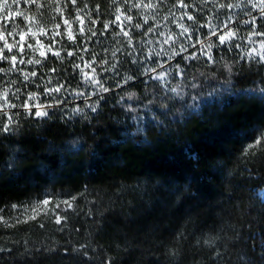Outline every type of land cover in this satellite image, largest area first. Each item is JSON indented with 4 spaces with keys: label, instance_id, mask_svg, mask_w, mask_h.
I'll return each mask as SVG.
<instances>
[{
    "label": "trees",
    "instance_id": "trees-1",
    "mask_svg": "<svg viewBox=\"0 0 264 264\" xmlns=\"http://www.w3.org/2000/svg\"><path fill=\"white\" fill-rule=\"evenodd\" d=\"M200 49L159 69L166 83L138 74L54 101L50 118L13 114L0 133V212L44 192L77 198L57 209L60 224L0 225V264H264V152L244 154L264 130V60ZM60 71L70 83L71 66Z\"/></svg>",
    "mask_w": 264,
    "mask_h": 264
},
{
    "label": "rangeland",
    "instance_id": "rangeland-1",
    "mask_svg": "<svg viewBox=\"0 0 264 264\" xmlns=\"http://www.w3.org/2000/svg\"><path fill=\"white\" fill-rule=\"evenodd\" d=\"M133 3H140V0H128L127 3L123 0H108L107 10L101 13L96 4L95 7H91L89 0H77L75 4L70 3L69 0H35V3L21 0L20 5H13V11L23 12L28 19L13 16L7 22L0 20V31L4 32L8 43L16 45L20 35H24V40L20 42L24 46L23 52H19V45H16L12 52L5 49L4 55L9 59L0 61V68L5 69L0 71V106L9 105L0 107V123L7 125L8 118H13V114L18 110L29 112L21 107L24 103L53 105L57 101H62L59 104H70L81 100L85 95L95 93L100 86L86 81L83 75V73L93 75L92 68H95L94 79H98L102 84L108 81L122 84L133 80L134 75L138 74L143 76L153 74L166 83V73H157V71L175 57L186 54L196 47L201 48L200 52L205 56L211 55L214 48L228 46L242 56L264 60L261 59L264 55V49L261 48L264 35H252L253 27L255 31L262 32L257 20L255 26L244 23L252 17L258 18L261 14L258 0H183L187 7H180V0H143L144 4L155 5L151 9L136 8L133 7ZM117 9L133 17L132 23L125 21L124 24L125 30L129 31L131 41L123 35L119 24H112L107 31L102 27L104 23L115 19L119 14ZM184 13L192 15L194 19L188 20L187 16L181 19ZM2 15L0 13V17ZM77 16L83 18L82 25L77 21ZM64 19L71 23L73 40L68 37V28L63 23ZM121 19L124 20V17L122 16ZM90 20H95L97 23L92 24ZM136 24H140L141 27H135ZM181 24L188 29L184 35H181ZM80 27L84 28V34L79 33ZM149 27L152 31H146ZM89 28L97 35L91 36L88 32ZM213 29L218 35L225 34L231 29L236 36L220 44L217 36H212ZM9 32L11 35L8 34ZM54 33L58 35L53 38ZM168 37L172 39L165 43ZM29 44L37 50L33 51L28 47ZM209 44L213 45L210 50L207 47ZM50 45L51 50H49ZM2 46L3 41H0V47ZM182 46L186 50L182 51ZM84 48H87V51H84ZM253 49L257 50L255 54H252ZM41 51L46 55L40 56ZM68 51H72L74 55L67 56ZM55 52H59L60 55H54ZM12 55H17L15 71L9 70L12 68L10 60ZM21 59L25 63H19ZM33 59H39L41 63L39 65L27 63L28 60ZM85 62L91 63L92 68L85 67ZM96 62L101 66L102 71L97 68ZM68 64L74 76L70 83L64 81L60 71L61 67L69 66ZM75 64L80 65V68H75ZM50 68L56 70L50 71ZM32 71H36L37 76H30L25 81L24 74ZM49 80L51 84H48ZM60 84L64 85L60 93L45 94V86L55 87ZM5 93H7L6 99ZM33 93L36 94L35 100L29 99ZM79 93L82 95H78ZM72 98L74 100L68 103L67 101ZM11 104L17 107L12 108ZM50 108L44 110L48 111ZM257 193L264 200V188L259 189ZM72 197L76 199L77 195ZM72 197L57 192L53 194L44 192L28 200L22 209L12 206L10 216L0 212L2 218L0 225L8 229L9 225H20L39 218L49 220L57 213V209L55 213L52 212L55 204L71 200ZM44 200L52 203L44 206ZM33 215H35L34 219L31 218ZM17 219L20 220L19 223L16 222Z\"/></svg>",
    "mask_w": 264,
    "mask_h": 264
},
{
    "label": "snow or ice",
    "instance_id": "snow-or-ice-1",
    "mask_svg": "<svg viewBox=\"0 0 264 264\" xmlns=\"http://www.w3.org/2000/svg\"><path fill=\"white\" fill-rule=\"evenodd\" d=\"M24 2L35 3V0H24ZM69 2L72 3V4H75L77 2V0H69ZM123 2L127 3L128 0H123ZM258 3L261 6V15L264 16V0H258ZM20 4H21V0H11V3H9V0H2V2H0V13H2L3 15H2V17H0V20H2L3 22H7L13 16H19V17H23L24 19H28V17L25 16V14L23 12H21V11H13L12 10V6L13 5H20ZM179 6L180 7H187V5L183 3V0H180V5ZM133 7H136V8L144 7V8L151 9V8L155 7V5L152 4V3L144 4L143 0H140V3H133ZM117 12L119 14H117L115 16V19L113 21L108 22V23H104L102 25V27H103V29L105 31H107L112 24H119L121 26L120 30H121V32H123V35L125 37H128L129 41H131V37L129 36V31L125 30L124 24H125V21L127 23H132L133 17L130 16V15H127L124 12H120L119 9H117ZM122 16L124 17V20L121 19ZM184 16H187L188 20H193L194 19V17L192 15H189L188 13L182 14L181 19H183ZM76 19L81 25L84 23V20H83L82 17L77 16ZM256 20H257V17H252L251 20L244 21V23H247V24L255 26ZM63 23L68 28V37H69V39L73 40L74 37H73V34H72L70 21L67 20V19H64ZM90 23L96 24L97 21L90 20ZM145 23H147V17H145ZM57 27H59V25H57ZM135 27H141V25L140 24H136ZM180 27L182 29L181 35H184L185 33L188 32V29L186 27H184L183 24H181ZM225 27L227 28L228 25L226 24ZM78 31H79L80 34H84L85 30H84L83 27H80L78 29ZM146 31H152L151 27H149ZM88 32L91 34V36H96L97 35V33L95 31H93L91 28L88 29ZM8 34L11 35L10 32ZM55 35H58V33H54L53 34V38L55 37ZM252 35H264V32H257V31H255V28L253 27ZM212 36H217V38L219 40V43L220 44H224L226 41L234 39L235 36H236V33L233 30L229 29V31L227 33L218 35L215 32V30L213 29ZM170 39H172V37H168V39L165 40V43H167L168 40H170ZM23 40H24V35L21 34L20 35V39L18 41H16V45H19V52H23V50H24L23 44L20 43ZM0 41H3V46L0 47V61L7 60L9 58L4 55V50L7 49L8 52H12L13 48L16 45H14L12 43H8L3 31H0ZM238 46L239 45H237V47ZM28 47L32 48L33 51L37 50L31 44H29ZM193 47H194V45H193ZM207 47L210 50L213 47V45L209 44ZM261 48L264 49V41L261 42ZM49 50H51V45L49 47ZM184 50H186V49H184L183 46H182V51H184ZM84 51H87V48H84ZM256 51H257L256 49H253L252 50V54H255ZM113 54H115V53H113ZM45 55H46L45 52H43V51L40 52V56H45ZM54 55L59 56L60 53L59 52H55ZM73 55H74V53L72 51H68L67 52V56L72 57ZM81 59H83V57H81ZM212 59H213L212 56L209 55L208 56V60L212 61ZM261 59H264V55L261 56ZM10 60H11V63H12V68L9 69V70H11V71L17 70L16 69L17 55H12L10 57ZM94 62L95 61H93V63ZM19 63L23 64V63H25V61L23 59H21L19 61ZM27 63L39 65L41 63V61L39 59H33V60H28ZM104 63H107V61H104ZM74 67L75 68H80V65L75 64ZM85 67L92 68V64L89 63V62H85ZM49 70L50 71H55L56 69L50 68ZM105 70H107V69H105ZM0 71H5V69L0 68ZM92 74L93 75L90 76L88 73H83L85 80L89 81L90 83L99 85L100 86L99 87V91L100 92H108L109 91L108 88L103 87V84L98 79H94L95 68H92ZM30 76L31 77H36L37 76L36 71H32L31 73H25L24 74V80L27 81ZM125 83H127V81H125ZM48 84H51V80L48 81ZM63 87H64V85H62V84H60L58 86H55V87H47V86H45V94L46 95H53L55 93H60L61 89ZM17 91H19V89H17ZM78 95H82V93H79ZM4 98L5 99L7 98V93L4 94ZM100 98L102 99L103 97H100ZM29 99L35 100L36 99V94L33 93L29 97ZM59 103H62V101H57V104H59ZM97 103H98V101H97ZM7 106H9V105L5 104V105L0 106V107H7ZM10 107L16 108L17 106L15 104H11ZM21 107L27 109L29 111L30 115H33V116H35L37 118L43 119V118H50L49 117V113L47 111H45L44 109L48 108V107H52V105H43V104L29 105L27 103H24V104L21 105ZM34 107L37 110L33 112L32 109ZM89 107H90L91 111H93V112L96 111V107H94L92 105H89ZM13 123H14V121L12 120L11 117L8 118V124L7 125H5L3 123H0V133H7V132L12 131L11 125ZM258 132H259V136L255 139V141L253 143H249L245 147L244 154H247L253 148H256L258 151L264 152V143H262V139H264V130H259L258 129ZM253 155H255V153H253ZM72 200H75V197H72L71 200H65V201L56 203L54 208L52 209V212L55 213L56 209H59L61 207V203L66 205L68 209H71L73 207ZM50 203H52V202L49 201V200H44L43 201V205L44 206H47ZM13 207H15V205ZM31 218L34 219L35 215H33ZM0 219H2V218H0ZM16 222L19 223L20 220L17 219ZM61 222H62V218L58 214H56L55 215V223L60 224ZM9 226H11V225H9ZM40 227H43V224H41ZM262 239H264V238H262ZM251 245H252V247H256V237L252 238ZM261 252L264 253V246L261 247ZM173 255H175V253H173ZM215 255L221 256L222 260L225 259L224 256L220 253L219 250H216ZM238 259L240 261V264H248V262L245 261L243 257H239ZM108 264H111V262L108 261ZM225 264H231V262L230 261H226Z\"/></svg>",
    "mask_w": 264,
    "mask_h": 264
}]
</instances>
